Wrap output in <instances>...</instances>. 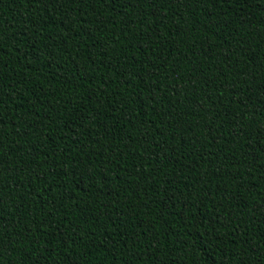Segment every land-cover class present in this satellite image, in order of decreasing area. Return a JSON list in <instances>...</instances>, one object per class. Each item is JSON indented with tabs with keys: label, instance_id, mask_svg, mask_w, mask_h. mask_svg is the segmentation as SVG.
Here are the masks:
<instances>
[{
	"label": "trees",
	"instance_id": "1",
	"mask_svg": "<svg viewBox=\"0 0 264 264\" xmlns=\"http://www.w3.org/2000/svg\"><path fill=\"white\" fill-rule=\"evenodd\" d=\"M0 264H264V0H0Z\"/></svg>",
	"mask_w": 264,
	"mask_h": 264
}]
</instances>
